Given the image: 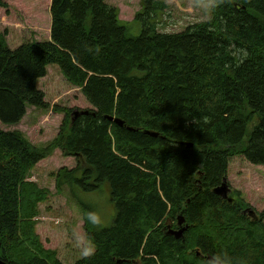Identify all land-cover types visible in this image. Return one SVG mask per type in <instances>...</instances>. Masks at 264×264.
<instances>
[{
	"label": "trees",
	"instance_id": "16d2710c",
	"mask_svg": "<svg viewBox=\"0 0 264 264\" xmlns=\"http://www.w3.org/2000/svg\"><path fill=\"white\" fill-rule=\"evenodd\" d=\"M208 1L209 19L177 33L159 30L164 0H141L131 22L107 0H51L49 40L13 49L0 31L1 262L62 264L36 233L50 193L29 181L58 150L75 166L55 172L56 192L106 187L114 207L102 228L78 204L94 250L74 264H264V211L245 213L227 183L234 157L264 166V0ZM50 66L90 109L50 107L38 88ZM28 108L63 115L47 143L4 130ZM222 184L226 199L214 192ZM179 217L187 230L176 239Z\"/></svg>",
	"mask_w": 264,
	"mask_h": 264
},
{
	"label": "rangeland",
	"instance_id": "374dc122",
	"mask_svg": "<svg viewBox=\"0 0 264 264\" xmlns=\"http://www.w3.org/2000/svg\"><path fill=\"white\" fill-rule=\"evenodd\" d=\"M7 10L0 9V31L9 33V42L14 49L28 40L44 41L50 39V0H2ZM119 10L122 21L131 22L141 10V0H107ZM168 5L163 21L166 27L159 28L163 33H177L191 24L206 21L211 13V1L195 3L193 0H164ZM35 29V30H34ZM141 28L136 23L130 28V36H138ZM48 39V40H49ZM38 88L45 92V101L50 107L59 106L72 109H90L80 90L70 86L56 66H50ZM63 119L62 114L28 108L24 119L16 126L4 130L17 129L33 144H45L51 140ZM71 158H63L56 150L46 160L35 166L29 181L49 191L45 203L39 205L36 233L47 249L55 250L62 264H74L85 257L84 251L92 248L83 230V212L79 203L88 206L100 220V226L107 228L114 217V207L109 199L108 188L85 193L78 188L55 190L54 174L66 167L73 168ZM227 183L239 192L249 208L257 213L264 211V166H253L243 157H234L228 166ZM74 196V197H73ZM78 202V203H77ZM91 253V252H90ZM88 256V255H87Z\"/></svg>",
	"mask_w": 264,
	"mask_h": 264
},
{
	"label": "water",
	"instance_id": "95a60500",
	"mask_svg": "<svg viewBox=\"0 0 264 264\" xmlns=\"http://www.w3.org/2000/svg\"><path fill=\"white\" fill-rule=\"evenodd\" d=\"M75 114L77 115L76 112H75ZM214 192H215L217 195H220V196L224 197V196L226 195V193L228 192V186L225 185V184H223V185L220 186L218 189H215ZM250 211H251V210L248 209V210L245 211V213L248 212V214H249ZM184 222H185L184 218L179 217V218H178V225H179L180 229L177 230V231H173V230H171V231H169L168 234L173 235L176 239H180V238L183 236L184 232L187 230V226L182 227V225L184 224ZM208 260L211 261L212 259H211V258H208ZM0 264H4V263H2V262L0 261Z\"/></svg>",
	"mask_w": 264,
	"mask_h": 264
},
{
	"label": "clouds",
	"instance_id": "9594fccd",
	"mask_svg": "<svg viewBox=\"0 0 264 264\" xmlns=\"http://www.w3.org/2000/svg\"><path fill=\"white\" fill-rule=\"evenodd\" d=\"M89 221L96 225V224H99L100 223V220L99 218L95 215V214H90L89 217H88ZM94 249L93 248H88L84 251V255L87 256L90 254V252H92ZM211 264H226L225 262V258L223 257H215L212 261H211Z\"/></svg>",
	"mask_w": 264,
	"mask_h": 264
},
{
	"label": "bare ground",
	"instance_id": "6f19581e",
	"mask_svg": "<svg viewBox=\"0 0 264 264\" xmlns=\"http://www.w3.org/2000/svg\"><path fill=\"white\" fill-rule=\"evenodd\" d=\"M77 113V112H76ZM79 114L77 113V115L74 113L73 114V116H74V118H76L77 116H78ZM110 121H114L116 124H119V125H122V122L120 121V120H118V119H113V118H111V117H109L108 118ZM153 136H156V134H152ZM191 146V145H190ZM223 185V184H222ZM221 185V186H222ZM216 189H218V188H216ZM227 194H228V192L226 193V195L223 197L224 199H226L227 198ZM220 196V195H219ZM222 197V196H221ZM177 226L179 227V225H178V219H177ZM3 263V262H2ZM5 264V263H4Z\"/></svg>",
	"mask_w": 264,
	"mask_h": 264
},
{
	"label": "crops",
	"instance_id": "0c3cea01",
	"mask_svg": "<svg viewBox=\"0 0 264 264\" xmlns=\"http://www.w3.org/2000/svg\"><path fill=\"white\" fill-rule=\"evenodd\" d=\"M49 34H50V26H49ZM48 39H49V38H48ZM48 39H47V40H48Z\"/></svg>",
	"mask_w": 264,
	"mask_h": 264
}]
</instances>
